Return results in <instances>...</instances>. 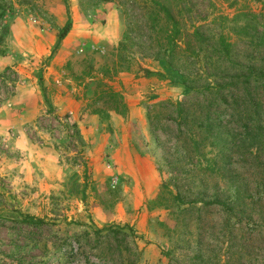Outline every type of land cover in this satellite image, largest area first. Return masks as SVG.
I'll return each mask as SVG.
<instances>
[{
	"label": "rangeland",
	"instance_id": "1",
	"mask_svg": "<svg viewBox=\"0 0 264 264\" xmlns=\"http://www.w3.org/2000/svg\"><path fill=\"white\" fill-rule=\"evenodd\" d=\"M122 1L4 0L12 10L0 19V264H126L137 252L138 264H264V237L228 233L215 210L175 228L170 210L149 208L163 181L185 170L167 115L189 94L161 62L116 72L119 45L138 35ZM160 1L180 18L179 0ZM67 5L73 28L59 41ZM183 9L188 22L232 18L264 13V0H189ZM249 210L264 217V208ZM161 222L176 230L172 239Z\"/></svg>",
	"mask_w": 264,
	"mask_h": 264
},
{
	"label": "trees",
	"instance_id": "2",
	"mask_svg": "<svg viewBox=\"0 0 264 264\" xmlns=\"http://www.w3.org/2000/svg\"><path fill=\"white\" fill-rule=\"evenodd\" d=\"M126 1L137 18L134 27L138 35L135 39L128 36L119 45L116 72L130 70L141 59L161 62L180 74L189 94L187 101L170 104L175 109L174 117L167 115L176 128L175 150L183 153L185 170L171 173L163 181L149 208L170 210V216L176 218L175 228L183 216L191 218L185 221L191 227L193 222H202L194 213L215 210L225 216L223 227L228 233L236 227L246 229L252 237H264V217L255 219L249 213L250 207L264 208V13L242 10L232 18L188 22L181 13L188 8L189 0L177 3L178 19L160 0H125L120 6L125 7ZM10 10L12 5L0 0V19ZM129 26L130 33H135ZM72 28L69 14L59 31V41ZM241 50L246 53L243 59ZM113 98L125 114L122 97ZM181 182L183 187H179ZM195 188L205 191L196 194ZM246 217L247 223L243 222ZM23 221L34 226L43 224L30 216ZM159 225L172 239L176 230L166 222ZM107 234L124 233L122 229H109ZM187 234L190 238L186 239L193 240V231ZM164 254L173 260L171 251ZM132 256L135 259L126 264L140 262V253Z\"/></svg>",
	"mask_w": 264,
	"mask_h": 264
}]
</instances>
